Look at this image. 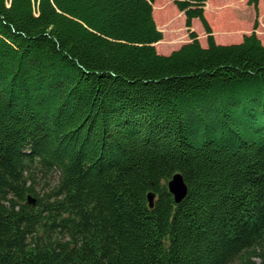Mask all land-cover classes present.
<instances>
[{"label": "trees", "instance_id": "trees-1", "mask_svg": "<svg viewBox=\"0 0 264 264\" xmlns=\"http://www.w3.org/2000/svg\"><path fill=\"white\" fill-rule=\"evenodd\" d=\"M162 1L0 0V264H264V45Z\"/></svg>", "mask_w": 264, "mask_h": 264}, {"label": "rangeland", "instance_id": "rangeland-1", "mask_svg": "<svg viewBox=\"0 0 264 264\" xmlns=\"http://www.w3.org/2000/svg\"><path fill=\"white\" fill-rule=\"evenodd\" d=\"M159 6H162L163 8L165 7L166 10L172 12L171 18L173 19L170 27L173 31L172 35L164 34L162 30L163 28L161 24H159L160 26L158 27L159 30L162 31V37L164 39L165 37L171 38L166 42H179L175 47H169L162 44L157 45L155 49L157 48L156 51L159 55H161L160 52H164L163 54H169L170 51L176 50V48L180 47L183 43L189 42V32H193L197 35L200 44H206V34L199 21L196 19L195 21L193 20L188 30L184 24L183 13L178 11L172 2L168 0L162 1L159 2ZM203 11L213 37L215 33H219L218 30H216V27L221 24L220 27H224L227 30L222 31L227 35L225 38L233 40L234 35H250L254 32L260 42L264 45V0H258L257 14L253 7L247 4V0H206ZM155 18L158 23V16H155ZM240 37L238 36L236 41H238Z\"/></svg>", "mask_w": 264, "mask_h": 264}, {"label": "water", "instance_id": "water-1", "mask_svg": "<svg viewBox=\"0 0 264 264\" xmlns=\"http://www.w3.org/2000/svg\"><path fill=\"white\" fill-rule=\"evenodd\" d=\"M167 189L169 193L173 196L175 203L181 202L187 193V187L180 174H175L171 177V179L167 183ZM153 199H154L153 194L147 195V202H148L149 208H152ZM26 204L33 205L34 199L28 196Z\"/></svg>", "mask_w": 264, "mask_h": 264}, {"label": "crops", "instance_id": "crops-1", "mask_svg": "<svg viewBox=\"0 0 264 264\" xmlns=\"http://www.w3.org/2000/svg\"><path fill=\"white\" fill-rule=\"evenodd\" d=\"M195 21V20H194ZM219 36H217L216 35V33L214 34V39H215V42L218 44V45H228V44H236V43H239V42H241V39H242V37L244 36H241L240 34H238V35H234V37H233V40L232 39H230V38H225L226 36H221L220 34H218ZM238 36L240 37V39L238 40V41H236L237 40V38H238ZM219 38H221V39H219ZM216 39H219V40H216ZM236 41V42H235ZM201 46H204V44H202L201 43ZM172 51H170V53H171ZM161 53V55H168V53H166V54H163L164 52H160Z\"/></svg>", "mask_w": 264, "mask_h": 264}, {"label": "bare ground", "instance_id": "bare-ground-1", "mask_svg": "<svg viewBox=\"0 0 264 264\" xmlns=\"http://www.w3.org/2000/svg\"><path fill=\"white\" fill-rule=\"evenodd\" d=\"M168 193H169V191H168ZM170 194V193H169ZM171 195V194H170ZM172 196V195H171ZM172 198H173V196H172ZM174 200V199H173ZM175 202V201H174Z\"/></svg>", "mask_w": 264, "mask_h": 264}]
</instances>
